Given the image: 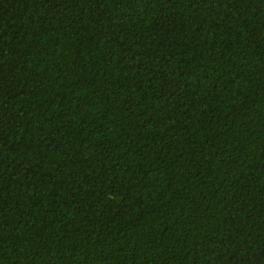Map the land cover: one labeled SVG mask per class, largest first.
Listing matches in <instances>:
<instances>
[{"label": "trees", "instance_id": "16d2710c", "mask_svg": "<svg viewBox=\"0 0 264 264\" xmlns=\"http://www.w3.org/2000/svg\"><path fill=\"white\" fill-rule=\"evenodd\" d=\"M0 264H264V0H0Z\"/></svg>", "mask_w": 264, "mask_h": 264}]
</instances>
